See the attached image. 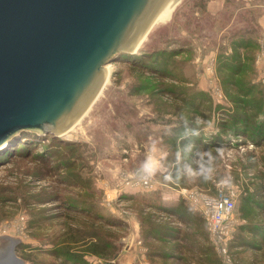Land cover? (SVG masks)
I'll return each instance as SVG.
<instances>
[{
	"label": "rangeland",
	"instance_id": "obj_1",
	"mask_svg": "<svg viewBox=\"0 0 264 264\" xmlns=\"http://www.w3.org/2000/svg\"><path fill=\"white\" fill-rule=\"evenodd\" d=\"M185 3L186 8L180 10L179 22H185V18L189 14L187 13V7L190 6L191 1L186 0ZM172 11L164 21L153 26L135 54L145 50V45L149 43L148 36L150 33L165 26L170 20ZM227 19L228 14L223 15L222 18L218 17L215 19L207 16L200 17L203 24L202 29L204 30H201V35L207 36L212 40L216 39L217 30L221 25H224ZM158 31H160V34H158V37H161L160 40H165L167 34L163 28ZM181 32L177 33L178 37L189 41L190 36H183ZM192 48H196L195 44H193ZM193 58L195 57H192L191 54L189 61L184 67V71L187 72L190 78H192L194 73V65L190 63ZM106 67L108 77L100 95L86 114L68 132L69 138L63 139L61 137L60 140L71 143L75 148H78L76 154L87 162L88 167L85 169L84 174L85 181L89 182L94 190V201L99 211L104 216H108L110 221L115 223L114 225L121 223L120 228L116 226V228H111L121 238L117 244V259L114 258L109 261L86 254L83 260L78 263L125 264L127 260L128 264H152L146 258L147 247L143 241L144 230L140 227L138 221L141 209H144V213H153L156 218H162L163 221L161 223H168L184 232L182 230L183 225L181 227L177 226V224H171L176 222L175 217L171 218L169 213L163 211L152 210L153 205L159 199L162 206L172 208L173 206L181 205L179 209H190L193 213H197L200 216L181 196L174 198L169 193L173 192L178 195L176 191L199 190L212 194L217 182H226L229 185L238 187V208L240 198L243 195L242 186L246 184L250 187V190H254L251 182L255 181L254 176L256 173L263 170L259 157L264 149L258 147L248 137L234 135L222 130L221 125L229 119L230 115L234 114L235 108L233 102L225 94L222 85L214 86L212 82L206 93L211 103L209 105V117L203 120L198 115H193L194 122L199 126L198 133L205 139L206 148L208 145L210 148L205 150L204 146H201L193 156L191 155V147L179 149L178 151L168 149L165 137L172 135L170 134L172 131L170 127L174 129L182 124L180 115L174 113L171 107V105H178L179 103H174L172 98L166 94L159 98L151 97L145 92L135 95L130 94L128 89L132 80L129 76L131 74L130 71L121 67L116 60L108 63ZM211 73H213V69ZM260 84L262 85L260 88H264V83ZM215 87L221 92L223 98L217 96ZM163 103L168 107L163 106ZM31 134L36 137V133ZM44 137L37 136L39 139ZM49 141L50 138H46V144ZM178 142L179 140L176 143ZM54 151H56L55 146L42 148L38 145L26 152L20 151L17 141L10 144V148L0 149V236L18 238L19 242L15 247V254L24 264L59 263V261L52 262L53 259L51 257L37 253L39 249H52V245L48 243L49 240L45 236L49 235L52 229L48 228L45 230L44 228L34 229L29 227L33 215L32 209L35 212L43 209L45 215H54L61 211L58 208V203L53 201L46 204L37 203L38 198L40 202H43L40 199H44L53 188L59 190L57 175H49L42 178L33 176V172L39 167L36 159L41 157L42 160H47ZM186 152L191 157L188 158L187 162H182L183 154ZM187 154L185 157H187ZM166 157L171 158L168 164L164 163ZM240 157H253L251 162L254 164L249 167V164L240 159ZM176 165L178 166L174 171H177L178 175L172 177L171 174ZM148 167L153 170V177L156 181V186H158V192L134 191L130 194L127 193L126 195L128 196L126 197H134L135 200L124 201L123 195L119 201V197L114 193V190L121 183L120 173L123 171L130 172L133 168L145 169ZM65 173L60 172L58 175L64 177ZM108 177L110 180H107ZM102 182H110L111 185L108 187V184L103 185ZM155 194H158L160 198H156ZM114 198L117 199L116 202H114ZM108 202H110V205ZM162 213L165 214L161 215ZM123 214L129 215V218H125ZM235 217L237 219L241 218L239 208L235 210ZM130 218L139 224L138 234L134 237V239H138L139 244H136L132 239ZM202 221V226L206 233L204 220L202 219ZM240 224L236 229L245 223ZM104 228L107 229L108 227L104 226ZM164 229L166 231L168 227ZM235 231L227 242L225 256L218 253L216 246L210 240L208 233H206V242L213 248L216 254L215 257H217L220 264H243L247 259L257 255L254 252L248 253L242 250L244 251L242 252L244 253L243 255L235 256V252L239 251L231 248ZM154 245L164 253H167L165 250L171 248V246ZM21 247H23L22 253L18 252L20 250L18 248ZM121 252L122 256L119 258ZM23 254L26 257L28 256L26 260L22 259L24 258ZM166 264L176 263L169 262Z\"/></svg>",
	"mask_w": 264,
	"mask_h": 264
},
{
	"label": "trees",
	"instance_id": "obj_2",
	"mask_svg": "<svg viewBox=\"0 0 264 264\" xmlns=\"http://www.w3.org/2000/svg\"><path fill=\"white\" fill-rule=\"evenodd\" d=\"M189 1L191 4L187 7L189 14L185 13L188 15L185 22H179L178 17L180 10L186 8V0L172 11L169 22L158 29L163 28L166 32L165 40H160L161 37H158L160 31L156 30L148 36L149 43L145 45L144 51L139 54L120 55L116 61L131 73L129 76L132 80L128 86L130 94L145 92L155 98L166 94L174 103H179L171 107L174 113L180 115L182 124L178 128L171 129L172 135L165 137V143L168 149L174 151L191 147L193 156L201 146H204L205 150L210 148L209 145L206 148L205 139L198 133L199 126L194 122L193 115L206 120L209 117L211 103L205 92L197 89L194 84L187 85L192 80L184 71V67L191 57L192 47L190 41L178 37L177 33L181 30L192 33L191 26L197 30L199 19L194 13L198 12L200 17L205 16L207 0ZM225 4L239 6L231 0H225ZM244 16L246 17V14ZM242 22L244 24L241 28L232 29L227 36L225 35L231 52L225 54L226 48L223 47L217 57V74L225 94L235 108L234 114L230 117L228 115L229 119L223 122L221 128L225 132L248 137L258 147L264 149V88H260L261 82H256L254 69L259 29L251 21ZM46 138H50L47 144ZM178 140L179 142L176 143ZM15 141L20 151L24 152L34 149L37 145L42 148L56 147V151L50 153L49 159L42 160L41 157L36 159L39 167L33 172L35 178L57 175L59 190L53 188L44 199H40L43 202L38 198L37 203L46 204L53 201L58 203V208L61 209L54 215H45L43 209L37 212L32 209L33 215L29 227L52 229L49 235H45L52 249H39L37 253L51 257L52 262L59 261L58 264H83L78 262L83 260L86 254L109 261L116 258L117 244L121 237L111 228H120L121 223L114 225L115 223H112L108 216H104L99 211L94 201V190L84 177L88 165L84 158L76 154L78 148L51 135L39 139L29 132H21L11 139L9 144ZM186 154L187 152L183 154L182 162H187L191 157L189 153L185 157ZM170 160V157H166L164 163L168 164ZM251 161L248 157L249 167L254 164ZM259 162L263 170L258 171L254 176L255 181L251 182L254 190H245L239 201L240 216L245 220V224L236 229L231 243V248L239 250L235 252L236 257L244 254L242 250L257 254L243 264H264V150L260 154ZM177 166L172 171V177L178 175V172L174 171ZM60 172H66L64 177L58 175ZM154 196L160 198L158 194ZM130 199L135 200L134 197ZM180 206L172 208L162 206L157 199L152 210L163 211L175 217L184 226L182 229L184 232L168 223H158L153 213H144V209H141L138 221L144 230L143 241L147 247V260L152 264L169 262L220 264L213 248L206 242L207 232H204L202 218L189 209H179ZM167 227L165 231L164 228ZM154 244L162 247L171 246V248L164 253ZM18 249H20L18 252H23V247ZM27 257L24 256L22 259L26 260ZM45 264L57 263L45 262Z\"/></svg>",
	"mask_w": 264,
	"mask_h": 264
},
{
	"label": "water",
	"instance_id": "obj_3",
	"mask_svg": "<svg viewBox=\"0 0 264 264\" xmlns=\"http://www.w3.org/2000/svg\"><path fill=\"white\" fill-rule=\"evenodd\" d=\"M182 0H0V149L21 132L61 139L93 105L105 66L137 53ZM0 236V264H24Z\"/></svg>",
	"mask_w": 264,
	"mask_h": 264
},
{
	"label": "crops",
	"instance_id": "obj_4",
	"mask_svg": "<svg viewBox=\"0 0 264 264\" xmlns=\"http://www.w3.org/2000/svg\"><path fill=\"white\" fill-rule=\"evenodd\" d=\"M233 3H238L239 6L231 7V5L225 4V0H207L205 4V17L209 18H218L223 15L228 14L227 21L224 22V25L217 30V37L216 39L212 40L209 39L207 36L201 35L200 32L203 30V24L200 20V14L198 12L194 13V16L197 17L199 20L197 22L198 28L195 30V27L191 26L192 33H187L185 30H181L183 36H190V45L191 47L195 44L196 48H192V57H195L190 62L194 65V73L191 78V83H188V86H192L193 84L205 93L208 92V87L212 82L214 85H221V81L217 74L216 66H217V57L220 50L225 47V54H229L231 52L230 46L228 45L227 40L225 39V35L227 36L228 32L232 29H239L244 24L242 21L248 20L251 21L252 24H256L259 32L257 33L258 39V50L256 51L255 61H254V69H255V79L256 82L264 83V0H231ZM246 14V17L244 16ZM195 31H194V30ZM204 31V30H203ZM197 54V55H196ZM196 55V56H195ZM210 68V70H208ZM213 69V73H211ZM219 98H223L221 92ZM214 100V99H213ZM204 123V122H203ZM205 124V123H204ZM175 126V125H174ZM174 128V127H173ZM172 128L170 127V130ZM223 158V156H222ZM243 159L244 162H248V158L240 157ZM253 160V157H251ZM96 166V165H95ZM124 173H128V171H123ZM111 174V173H110ZM107 180H110L108 177ZM103 185L108 184V187L111 185L110 182H102ZM101 185V184H99ZM243 191L242 194H245V190H250V187L246 184L242 186ZM242 190V189H241ZM133 193L134 191L127 192L128 194ZM158 192V190L156 191ZM126 193V194H127ZM169 193V192H166ZM177 193V192H176ZM124 195L123 200L127 201L130 197H126L128 195ZM171 196L177 197V195L173 192L169 193ZM131 196V195H129ZM123 203V202H122ZM236 209L237 204H236ZM190 210V209H189ZM162 213L161 215H164ZM128 217V216H127ZM173 218L172 215H170ZM126 218V217H125ZM129 218V217H128ZM239 223H245L243 218H239ZM130 227L132 230V239L135 241L136 244H139L138 239H134V237L138 234L139 224L137 221L129 219ZM157 221L162 222V218H157ZM125 222V219H124ZM172 225L177 224V226H182V224L176 220V222H172ZM240 224V225H241ZM136 250V249H135ZM128 254V252H126ZM122 256L119 254V258ZM133 256V255H132ZM117 259V257H116ZM128 261L126 260L125 264ZM113 264V263H112Z\"/></svg>",
	"mask_w": 264,
	"mask_h": 264
},
{
	"label": "built area",
	"instance_id": "obj_5",
	"mask_svg": "<svg viewBox=\"0 0 264 264\" xmlns=\"http://www.w3.org/2000/svg\"><path fill=\"white\" fill-rule=\"evenodd\" d=\"M215 91L217 96H220L217 88ZM153 176L151 167L145 169L133 168L127 174L122 172L120 173L121 183L115 188L114 193L118 195L120 201L121 196L129 191L155 192L158 190V186H156ZM176 192L177 196H181L193 210L200 214L210 240L216 246L218 253L225 256L227 242L239 225V220L235 217L239 194L238 187L229 185L226 182H217L212 194L199 190H180ZM113 200L116 202L117 199L114 198ZM108 204L110 205V202ZM123 215L125 217L129 216L127 214Z\"/></svg>",
	"mask_w": 264,
	"mask_h": 264
},
{
	"label": "bare ground",
	"instance_id": "obj_6",
	"mask_svg": "<svg viewBox=\"0 0 264 264\" xmlns=\"http://www.w3.org/2000/svg\"><path fill=\"white\" fill-rule=\"evenodd\" d=\"M174 6H175V5H174ZM174 6H173L172 9L168 12L167 15H164V16H161V17L156 18V19L154 20V25H156V24L161 23L162 21H164V20L170 15L171 11L175 9ZM141 41H142V43H143V42L145 41V38H143ZM106 69H107V67L105 66V72H106V73H105V83H106V81H107V77H108V72H107ZM99 95H100V94H99ZM85 114H86V113H85ZM77 123H78V122H77ZM75 125H76V124H75ZM75 125L71 126L70 129H69V131H70ZM62 138H63V139L69 138L68 132L65 133V134H63V135H62Z\"/></svg>",
	"mask_w": 264,
	"mask_h": 264
}]
</instances>
